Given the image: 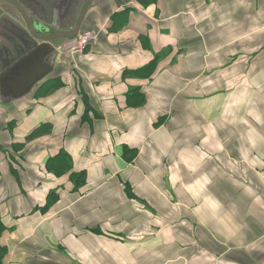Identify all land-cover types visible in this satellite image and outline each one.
<instances>
[{"label":"crops","instance_id":"1","mask_svg":"<svg viewBox=\"0 0 264 264\" xmlns=\"http://www.w3.org/2000/svg\"><path fill=\"white\" fill-rule=\"evenodd\" d=\"M89 32L27 92L0 37L2 264H264V0H93Z\"/></svg>","mask_w":264,"mask_h":264},{"label":"water","instance_id":"2","mask_svg":"<svg viewBox=\"0 0 264 264\" xmlns=\"http://www.w3.org/2000/svg\"><path fill=\"white\" fill-rule=\"evenodd\" d=\"M92 1H84L73 29L56 31L49 27L41 0H0V37L5 38L9 34L16 41L13 43L31 45L29 55L6 71L11 85L27 92L46 76L48 58L53 57L62 45L68 44L69 49L75 43Z\"/></svg>","mask_w":264,"mask_h":264},{"label":"trees","instance_id":"3","mask_svg":"<svg viewBox=\"0 0 264 264\" xmlns=\"http://www.w3.org/2000/svg\"><path fill=\"white\" fill-rule=\"evenodd\" d=\"M37 133L38 132H35L34 135L37 134ZM57 161H59L60 163L66 164V165H64V167L68 168V169H64V170H61V171L64 172L65 170L66 171H70L71 170V168H72L71 167V159H70L69 155L66 152H60L59 155L57 157H55L52 160L51 163L54 164V163H57ZM85 176H86L85 172H79V173L73 172V173H71L70 178L73 181V183L76 185V189H79L78 187H81L82 185H84ZM50 201H52V200H50ZM4 230H5V225H4L3 221H2L1 203H0V235L2 234V232ZM2 252L5 253V249L4 248H2V249L0 248V264H2V262H3V257H2V254H1Z\"/></svg>","mask_w":264,"mask_h":264},{"label":"built area","instance_id":"4","mask_svg":"<svg viewBox=\"0 0 264 264\" xmlns=\"http://www.w3.org/2000/svg\"><path fill=\"white\" fill-rule=\"evenodd\" d=\"M94 39L93 33H86L85 35H79L75 43L69 48V51L79 52L83 51L86 46Z\"/></svg>","mask_w":264,"mask_h":264},{"label":"rangeland","instance_id":"5","mask_svg":"<svg viewBox=\"0 0 264 264\" xmlns=\"http://www.w3.org/2000/svg\"><path fill=\"white\" fill-rule=\"evenodd\" d=\"M85 34H86V33H80V35H85ZM72 52H73V51H72ZM72 52H71V53H72Z\"/></svg>","mask_w":264,"mask_h":264}]
</instances>
